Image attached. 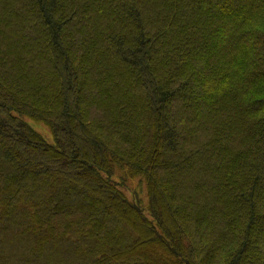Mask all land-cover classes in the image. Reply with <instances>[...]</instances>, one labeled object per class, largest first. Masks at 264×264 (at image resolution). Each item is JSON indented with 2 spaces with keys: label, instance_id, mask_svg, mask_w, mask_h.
<instances>
[{
  "label": "trees",
  "instance_id": "trees-1",
  "mask_svg": "<svg viewBox=\"0 0 264 264\" xmlns=\"http://www.w3.org/2000/svg\"><path fill=\"white\" fill-rule=\"evenodd\" d=\"M0 264H264V0H0Z\"/></svg>",
  "mask_w": 264,
  "mask_h": 264
},
{
  "label": "rangeland",
  "instance_id": "rangeland-1",
  "mask_svg": "<svg viewBox=\"0 0 264 264\" xmlns=\"http://www.w3.org/2000/svg\"><path fill=\"white\" fill-rule=\"evenodd\" d=\"M30 125L39 132L48 142H53L52 135L49 129L43 124L34 123L29 121ZM123 191L128 199L131 201L141 200L144 203L147 202L146 189L140 185L138 181H127L121 184Z\"/></svg>",
  "mask_w": 264,
  "mask_h": 264
}]
</instances>
